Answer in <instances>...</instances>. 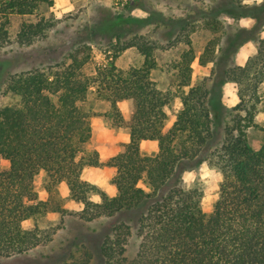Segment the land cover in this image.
Returning <instances> with one entry per match:
<instances>
[{"label":"trees","instance_id":"16d2710c","mask_svg":"<svg viewBox=\"0 0 264 264\" xmlns=\"http://www.w3.org/2000/svg\"><path fill=\"white\" fill-rule=\"evenodd\" d=\"M246 1L224 0L212 14L203 12L206 27L215 33L223 29L217 18L221 11L234 18L261 20L258 27L248 30L256 51L245 65H220L219 81L195 82L192 25L181 24L169 40L167 47L183 48L172 65L182 108L168 127L167 106L175 94L154 80L156 51L161 45L146 36L136 35L124 46L114 47L115 57L130 47L143 56L139 65L126 69L113 59L87 74L83 68L90 55L72 54L70 63L51 71L32 69L10 76L7 88L18 102L0 107V257L27 253L53 239L57 227L25 226V221L53 212L65 214L57 190L64 182L70 197L83 204L78 214L83 222L110 221L97 247L103 264H264V142L254 147L248 139L250 128L264 133V122L257 121L263 102L264 36L256 33L264 24V0L258 6ZM54 3L0 0V47L11 38L12 17L34 15L44 4ZM52 26L46 16L23 22L17 42L32 44ZM242 33L245 31L239 37ZM220 43L219 35L208 43L199 56L201 66L216 61ZM231 47L225 60L236 52ZM226 82L236 84L239 101L224 127L222 142L205 158L209 167L221 174L218 199L207 212L202 206V190L180 183L181 166L199 159L213 140L220 112L212 98L216 88ZM92 91L98 100L110 104L104 116L130 133V140L120 144L107 160L97 150L86 149L95 114L81 103ZM121 102L128 105V119ZM143 140L157 141L158 150L145 152ZM3 161L9 163L7 167ZM102 166L115 169L112 182L116 195L82 177L86 167ZM40 174L45 178L46 200H40L35 189ZM96 193L100 201L91 199ZM81 249L80 254L73 253L72 258L55 264H91L93 251L85 243L77 248Z\"/></svg>","mask_w":264,"mask_h":264},{"label":"rangeland","instance_id":"374dc122","mask_svg":"<svg viewBox=\"0 0 264 264\" xmlns=\"http://www.w3.org/2000/svg\"><path fill=\"white\" fill-rule=\"evenodd\" d=\"M262 2L263 0H249L245 4L258 6ZM223 3L224 0H128L125 6L117 7L116 0H55L53 6L44 4L37 14L12 17L11 38L8 43L0 47V107L14 105L18 102V97L7 88L11 75L32 69L51 71L61 64L70 63L72 54L81 57L90 55L89 62L83 68L87 74H92L98 67L104 66L113 59L121 69L139 65L143 56L135 47L124 49L118 57L114 56V47H122L134 36L140 35L157 41L161 45V48L156 51L158 67L153 71V78L160 88L170 89L175 94L174 99L167 106L166 126H169L182 108L180 91L176 86V72L172 65L183 47L182 45L167 46L169 40L180 29L181 24L189 23L194 28L192 39L197 55L194 62L195 82L201 79L211 82L219 81L220 65L230 62L238 64V60L248 59L256 49L255 41L251 38L252 33L249 34L248 30L258 27L261 20L257 21L250 16L234 18L232 14L221 11L222 13L217 18L221 21L223 29L215 33L206 27L202 18L203 12L206 15L212 14V10L222 7ZM254 12L257 11L254 10ZM42 16H46L53 23L46 36L36 39L29 45L18 43L16 35L21 24L26 21H38ZM262 21L264 23V19ZM107 25H113V27H107ZM242 31L245 33L239 37ZM256 33L264 36V24L261 29H257ZM216 35L221 37V43L216 51V61H210L201 66L198 57ZM243 36L250 38L243 42L241 40ZM231 44V49L236 48V52L225 60L224 56ZM261 91L263 102L257 121L263 123L264 83ZM212 101L216 110L220 112L215 122V136L199 159L185 161L182 164L180 182L185 188L198 187L202 190V206L207 212L212 211L218 199L221 174L209 167L205 158L211 148L222 142L224 127L230 120L233 108L238 102L236 84L234 82L223 83L222 86L216 88ZM81 105L95 114L91 117L93 135L86 149L88 151L101 149L110 153L114 147L110 142L111 139L122 131L104 116V112L110 109V104L98 100L92 91ZM120 107L123 113H127V103H121ZM248 139L252 146L258 147L264 142V133L256 128H250ZM150 144L148 143V146H153L152 143ZM8 164L7 161L2 162L4 167ZM110 172L104 169L101 175L109 178ZM110 182L113 184L111 180ZM44 183V176L42 174L37 176L35 189L40 200L47 199ZM57 190L58 198L67 210L65 214L53 212L25 221V226L31 224L41 228L57 227L58 230L53 239L27 253L14 257H0V264H55L72 258L73 253L80 254V251L84 250H77V248H81L83 243L88 245L94 253L91 264H103L97 247L99 238L110 221L83 222L78 215L83 209V204L73 200L66 188L61 186ZM94 198L99 200V194H92L91 199L95 201ZM134 250L135 245L130 251L133 253Z\"/></svg>","mask_w":264,"mask_h":264},{"label":"crops","instance_id":"0c3cea01","mask_svg":"<svg viewBox=\"0 0 264 264\" xmlns=\"http://www.w3.org/2000/svg\"><path fill=\"white\" fill-rule=\"evenodd\" d=\"M255 51H256V49H255ZM247 60L248 59H245V58L242 61L238 60V64L239 65H245ZM238 101H239V99H238ZM121 103H126V102H121ZM123 114H124L126 119L129 118L128 110H127V113H123ZM119 128L122 131L118 132V135L115 138L111 139V141H110L111 143H113L112 145H114L111 152L107 153L105 150H101V149L97 150L103 160H107L112 155H114L118 151L117 150L118 145H120L122 143H126L130 140V133H129L128 129L125 127H119ZM105 140L107 141L108 139H105ZM148 143L149 144L152 143L153 146H148ZM141 147L145 152H148V153L153 152L154 153V151L156 152L158 150V142L155 140H143L141 142ZM104 169H108L109 171H111L109 178L108 177L104 178L103 174L101 175V171H104ZM114 174H115V169L113 167H109V166H106V167H86L83 171L82 177L84 180L91 182V183L103 188L109 195L113 196V195H116V193H117L116 186L110 182V180L112 181ZM61 186L66 188L69 192V195H70V191H69L66 183H64V182L61 183L59 185V187H61ZM47 198H48V194H47ZM94 199H95V201L101 200L100 198H99V200H96V198H94Z\"/></svg>","mask_w":264,"mask_h":264},{"label":"built area","instance_id":"2783aa9c","mask_svg":"<svg viewBox=\"0 0 264 264\" xmlns=\"http://www.w3.org/2000/svg\"><path fill=\"white\" fill-rule=\"evenodd\" d=\"M126 3H128V0H116V6L117 7L125 6Z\"/></svg>","mask_w":264,"mask_h":264}]
</instances>
